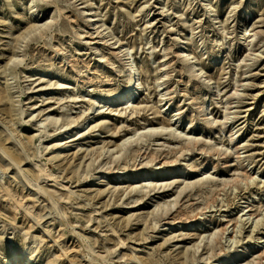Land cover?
I'll return each mask as SVG.
<instances>
[{
	"label": "rangeland",
	"instance_id": "374dc122",
	"mask_svg": "<svg viewBox=\"0 0 264 264\" xmlns=\"http://www.w3.org/2000/svg\"><path fill=\"white\" fill-rule=\"evenodd\" d=\"M0 185V264H264V0H0Z\"/></svg>",
	"mask_w": 264,
	"mask_h": 264
},
{
	"label": "bare ground",
	"instance_id": "6f19581e",
	"mask_svg": "<svg viewBox=\"0 0 264 264\" xmlns=\"http://www.w3.org/2000/svg\"><path fill=\"white\" fill-rule=\"evenodd\" d=\"M210 11H212V10H210ZM88 20H89V21H92V22H96V18H95L94 16H90V17H88ZM255 37H256V34H255V33H252V34L250 35V37H249L248 44H251L252 40H253ZM121 52H122V51H121ZM119 53H120V51H119ZM124 55H126V53H125ZM135 77H136L135 66H134L133 63H130V64L126 67V81H127V86H126V88H125V89H126V93H125L124 95H127V97L125 96L124 100H125V99H128V98H129L128 95H129L132 91L136 90V88L140 85V83H137L138 81L136 80ZM234 92H235V91H234ZM124 100H123V101H124ZM127 101H129V99L126 100L122 105L126 104ZM121 102H122V101H121ZM126 108H128V107H126ZM226 109H227V108L225 107V110H226ZM223 118H225V115L223 116ZM71 123H72V121H65V122H64V124H65L64 127L68 126V125L71 124ZM167 128H168V126H165V125H161V126H157V127H149V126H146V127H144L142 130H147V131H150V132H155V131L165 130V129H167ZM222 128H224V125H222ZM135 133H136V132L134 131V134H133L132 136L128 137L126 140L131 139L132 137H134V136H135ZM1 152H2V155H3L5 158H7V159L13 164L14 167H16V169L18 170V172H19L20 174H23L22 171L19 169V164H20V162H22V158H20V157H18V156H14L12 153L7 152V151H4V150H2ZM35 173H36V174H35V177H36V178H38L39 176L45 174V172L42 173V171H40V170H37ZM45 175H46V174H45ZM33 176H34V175H33ZM23 178H24V176H23ZM25 179H26V178H25ZM25 183H26L27 185H30L27 179L25 180ZM226 184H227V182L222 183L223 186L226 185ZM2 187H3V185H0V189H1ZM27 213H28V210H25V214H27ZM39 232H41V234H42V233H43V234H44V233H46V234L48 233V231H47L45 228H40V229H39ZM25 258L27 259V261H29V260L31 259L29 253H26ZM18 259H19V257H13V258L11 259V261H6V264H21V262H22V264L24 263L23 260L21 261V260H18ZM25 264H28V262H26Z\"/></svg>",
	"mask_w": 264,
	"mask_h": 264
}]
</instances>
